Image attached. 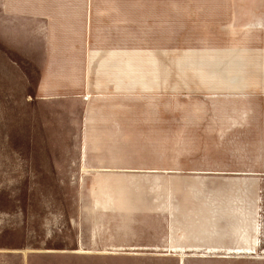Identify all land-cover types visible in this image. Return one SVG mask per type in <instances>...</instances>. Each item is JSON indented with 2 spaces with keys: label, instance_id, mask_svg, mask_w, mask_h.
<instances>
[{
  "label": "crops",
  "instance_id": "0c3cea01",
  "mask_svg": "<svg viewBox=\"0 0 264 264\" xmlns=\"http://www.w3.org/2000/svg\"><path fill=\"white\" fill-rule=\"evenodd\" d=\"M2 2H10L21 19L34 23L33 31H27L34 41L21 54L32 93L21 100L18 112L20 154L13 165L17 180L62 184L63 193L72 199L90 197L95 184H116L113 222L67 223L65 251L27 246L8 255H18L20 264H36L58 252H66L67 264H264V252L257 251L260 240L236 238L232 227L195 223L193 218L171 225L168 216L175 208L166 204V196L156 206L153 191L129 195L124 190V182L134 179L153 182L155 173L164 171L156 168L169 165L165 158L170 155V145L165 144L171 119L169 40L164 29L156 33L150 24L140 22L138 9L154 5ZM7 167L10 170L11 165ZM0 173L4 177L11 172ZM54 192L52 187L48 195L53 197ZM126 197L137 199L132 213L138 215L132 223L122 217L127 207L121 201ZM198 198L199 204L187 205L179 213L218 210L208 193ZM57 230L61 229L51 228ZM13 257L5 255L6 262Z\"/></svg>",
  "mask_w": 264,
  "mask_h": 264
},
{
  "label": "rangeland",
  "instance_id": "374dc122",
  "mask_svg": "<svg viewBox=\"0 0 264 264\" xmlns=\"http://www.w3.org/2000/svg\"><path fill=\"white\" fill-rule=\"evenodd\" d=\"M2 1L0 170L11 173L4 177L0 173V179H6L0 180V264H20L18 255L8 253L17 254L27 246L65 251L67 223L113 222L110 214L116 203V184H95L90 197L72 199L63 193L62 184H53L55 192L50 197L51 184L17 180L13 165L20 154L18 112L21 100L32 93L21 54L34 41L27 37L34 23L21 19L10 2ZM50 1L154 5L138 9L140 22H147L155 32L164 29L169 40L171 119L170 140L165 142L170 145V155L165 156L169 165L156 168L164 171L156 172L153 182L134 179L124 182V190L136 195L149 189L156 206L162 205L166 196V204L175 208L168 216L171 225L193 218L195 223L229 226L235 229L236 238L260 240L262 246L257 251L263 253L264 0ZM145 10L148 14L144 15L141 12ZM201 193H208L218 210L189 216L179 213L187 205L199 204ZM135 201V197L122 199V206L127 207L124 222L136 221L138 214L132 213ZM51 228L61 230L52 232ZM51 234L55 238L51 239ZM5 255L15 259L8 263ZM36 264H67L66 252L43 257Z\"/></svg>",
  "mask_w": 264,
  "mask_h": 264
}]
</instances>
